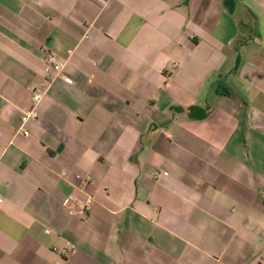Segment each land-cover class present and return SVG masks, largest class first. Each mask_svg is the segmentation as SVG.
Returning a JSON list of instances; mask_svg holds the SVG:
<instances>
[{"label": "crops", "instance_id": "obj_1", "mask_svg": "<svg viewBox=\"0 0 264 264\" xmlns=\"http://www.w3.org/2000/svg\"><path fill=\"white\" fill-rule=\"evenodd\" d=\"M0 198V264H264V0H0Z\"/></svg>", "mask_w": 264, "mask_h": 264}, {"label": "built area", "instance_id": "obj_2", "mask_svg": "<svg viewBox=\"0 0 264 264\" xmlns=\"http://www.w3.org/2000/svg\"><path fill=\"white\" fill-rule=\"evenodd\" d=\"M47 61L52 71L54 72V74H59L61 72L63 64L58 61L54 52L52 51L47 52ZM40 97H41V93L35 89L32 92V95L30 97L29 108L22 112V115H21L22 124L38 116L37 106H38ZM17 131L20 132V128ZM21 131L25 136H30V132L28 130L22 129ZM159 173L160 171L158 172V174ZM0 201H1V198H0ZM91 202H92L91 196L87 197L83 201H75V202L71 198H67L64 200L62 205L70 214L84 218L87 215ZM45 231H48V229H46ZM70 248H71L70 244L67 243L66 246H64L63 248H60L58 251L62 256H68Z\"/></svg>", "mask_w": 264, "mask_h": 264}, {"label": "trees", "instance_id": "obj_3", "mask_svg": "<svg viewBox=\"0 0 264 264\" xmlns=\"http://www.w3.org/2000/svg\"><path fill=\"white\" fill-rule=\"evenodd\" d=\"M234 1H236V0H225V2H227L230 6L233 5Z\"/></svg>", "mask_w": 264, "mask_h": 264}]
</instances>
